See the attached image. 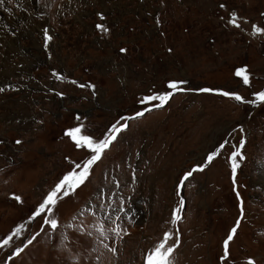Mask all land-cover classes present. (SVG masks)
<instances>
[{
    "label": "rangeland",
    "instance_id": "obj_1",
    "mask_svg": "<svg viewBox=\"0 0 264 264\" xmlns=\"http://www.w3.org/2000/svg\"><path fill=\"white\" fill-rule=\"evenodd\" d=\"M253 25L264 29V0H0V264H145L165 232L172 264H264V101L248 102L264 91V32ZM165 91L162 107L141 103ZM136 112L82 184L23 221L92 155L66 129L100 140Z\"/></svg>",
    "mask_w": 264,
    "mask_h": 264
},
{
    "label": "snow or ice",
    "instance_id": "obj_2",
    "mask_svg": "<svg viewBox=\"0 0 264 264\" xmlns=\"http://www.w3.org/2000/svg\"><path fill=\"white\" fill-rule=\"evenodd\" d=\"M221 7H224V5H221ZM231 19L229 20L230 24H233L236 27H239V24L236 22L237 21V16L236 13L233 12L230 14ZM103 19V17H101ZM97 29L100 30L103 33L108 32V28L105 27L103 24H97L96 25ZM264 32V29H261L257 27L256 25H253V33H261ZM51 37L48 35L47 31H45V43H47ZM121 52L126 51L125 49H120ZM237 76H241L243 78V82L245 84L249 83L248 75L246 74L245 69H237L236 71ZM75 83V81H73ZM185 83L184 81H170L168 82L167 87L172 90H181L179 89V85ZM83 87V85H81ZM88 87H94L93 85H88ZM0 91H3L2 88H0ZM201 91H210V89H201ZM225 96H229L234 98L237 101L243 102V98L234 92H223L222 93ZM172 95L171 92L165 91L162 93H154L152 95H148L142 98L141 103H144L145 101H156L159 100V104H155L154 107H162L164 103L169 99V97ZM254 96L256 97V100L254 101H248L249 103H256V101H264V91H260L257 93H254ZM150 109L145 108V111H149ZM144 112H136L135 116L139 117L142 116ZM133 117H121L120 121H117L116 123L112 124L108 131L105 133L104 138L100 140H96L95 138L91 137L90 135H84L82 134V128L83 125H79L74 128H69L65 130V136L71 138V140L75 143V146L79 148H87L91 150L92 155H90L89 158H87L82 164L77 165L76 167L78 169H81L79 173L76 171H70L66 173L54 186L52 190H50L47 195L44 197L43 201L35 208L33 211L31 217L29 219L38 217L40 213L44 211L52 212V208L49 207L50 205H55L60 198L58 196V193L63 191L64 195L67 196L69 194V190H74L76 187H78L80 184H82L85 179L89 175V168L98 161L101 158L102 151L106 148L109 147V145L116 139V134L119 133L120 131L124 130L127 127L126 123H121V121H126L130 120ZM16 143H20V141H16ZM245 141L241 139V146ZM224 145H220V148H223ZM219 149H217V152ZM216 152H212L208 155V161H211L212 158L216 155ZM240 155L239 149L236 151H233L230 157L231 164H232V171L233 175H235L236 168L238 167L237 162L235 157ZM243 156H240V159H243ZM202 170L201 165H196L192 168L191 171L185 172L184 175L181 177V184L186 181L190 176H192L193 172ZM239 198V197H238ZM15 199L19 202L20 197L16 196ZM181 204H183V201H181ZM179 211V208L175 209L172 214V223H175L180 219V216L177 215ZM45 224H50L53 229L57 227V220L52 219L51 217H45L44 218ZM239 225V220H237V224L230 230L228 237L224 241V246H225V253L224 256H227V246L229 241L233 238V234L236 232L237 227ZM19 227L17 226V229L14 231L18 232ZM71 227V225H69ZM115 231V229H114ZM101 234H103L101 232ZM164 239H162L155 248L151 249L149 253L147 254L145 258V264H172L170 260V254L173 251V248L175 245L168 246L167 241L170 237V233L165 232L164 234ZM31 241H29L30 243ZM0 243L7 244L8 239H4L3 241H0ZM178 243V241H177ZM107 247V245H105ZM20 249L17 248L16 252H19ZM15 254V253H14ZM221 259H224L222 256ZM247 264H254V261L249 258L247 261Z\"/></svg>",
    "mask_w": 264,
    "mask_h": 264
},
{
    "label": "water",
    "instance_id": "obj_3",
    "mask_svg": "<svg viewBox=\"0 0 264 264\" xmlns=\"http://www.w3.org/2000/svg\"><path fill=\"white\" fill-rule=\"evenodd\" d=\"M256 102H259V101H256ZM131 117H136L135 116V114L134 115H132ZM127 125H128V123L127 122H125ZM182 200H183V204H182V207L184 208V206H185V199H184V197L182 196ZM182 210V209H181Z\"/></svg>",
    "mask_w": 264,
    "mask_h": 264
},
{
    "label": "trees",
    "instance_id": "obj_4",
    "mask_svg": "<svg viewBox=\"0 0 264 264\" xmlns=\"http://www.w3.org/2000/svg\"><path fill=\"white\" fill-rule=\"evenodd\" d=\"M29 216H30V215L28 214V215H27V219H24L23 221H24V222L29 221V220H30V219H29ZM30 217H31V216H30Z\"/></svg>",
    "mask_w": 264,
    "mask_h": 264
},
{
    "label": "bare ground",
    "instance_id": "obj_5",
    "mask_svg": "<svg viewBox=\"0 0 264 264\" xmlns=\"http://www.w3.org/2000/svg\"><path fill=\"white\" fill-rule=\"evenodd\" d=\"M8 44V43H7ZM8 47V46H7ZM15 49V48H14Z\"/></svg>",
    "mask_w": 264,
    "mask_h": 264
}]
</instances>
